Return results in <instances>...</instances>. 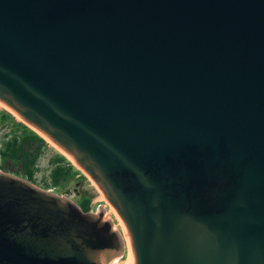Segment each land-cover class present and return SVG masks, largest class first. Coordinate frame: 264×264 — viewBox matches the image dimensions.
Returning a JSON list of instances; mask_svg holds the SVG:
<instances>
[{"label": "water", "instance_id": "obj_1", "mask_svg": "<svg viewBox=\"0 0 264 264\" xmlns=\"http://www.w3.org/2000/svg\"><path fill=\"white\" fill-rule=\"evenodd\" d=\"M0 103L134 264H264V0H0ZM97 197L0 172V264H128Z\"/></svg>", "mask_w": 264, "mask_h": 264}, {"label": "rangeland", "instance_id": "obj_2", "mask_svg": "<svg viewBox=\"0 0 264 264\" xmlns=\"http://www.w3.org/2000/svg\"><path fill=\"white\" fill-rule=\"evenodd\" d=\"M10 147H16L17 152L12 153ZM35 154L36 158L33 157ZM0 172L20 177L36 188L66 199L85 210L94 205V196L98 195L94 215L98 216L102 212L108 222L112 223L123 242L122 249L128 262L132 251L127 244L121 222L89 176L70 157L3 104L0 106Z\"/></svg>", "mask_w": 264, "mask_h": 264}, {"label": "bare ground", "instance_id": "obj_3", "mask_svg": "<svg viewBox=\"0 0 264 264\" xmlns=\"http://www.w3.org/2000/svg\"><path fill=\"white\" fill-rule=\"evenodd\" d=\"M12 112V111H11ZM13 113V112H12ZM14 115H16L15 113H13ZM17 116V115H16ZM23 121V120H22ZM23 122H25V121H23ZM26 123V122H25ZM27 124V123H26ZM28 125V124H27ZM31 127V126H30ZM32 128V127H31ZM33 129V128H32ZM34 130V129H33ZM35 131V130H34ZM37 132V131H36ZM38 133V132H37ZM41 135V134H40ZM99 215L101 216L100 217V223H101V227L103 228V230L104 231H107V229H108V218L104 215V213H99ZM112 231L114 232V233H116V234H118L117 232H116V230L114 229V227H112ZM119 235V234H118ZM127 244H128V246H129V248H130V245H129V242H128V240H127ZM131 250V249H130ZM128 264H134V260H133V256H132V252H131V254H130V258H129V260H128Z\"/></svg>", "mask_w": 264, "mask_h": 264}, {"label": "trees", "instance_id": "obj_4", "mask_svg": "<svg viewBox=\"0 0 264 264\" xmlns=\"http://www.w3.org/2000/svg\"><path fill=\"white\" fill-rule=\"evenodd\" d=\"M38 138H39V135H37L36 133H34ZM32 137V136H31ZM33 138V137H32ZM14 142H15V140H14ZM10 144V143H9ZM42 144V143H41ZM9 146V145H8ZM31 148H32V146H31ZM10 149H11V151H12V153H14V152H17V151H15V149H16V147H10ZM32 150V149H31ZM37 151H38V148H37V146H36V153H37ZM19 153H20V151H19ZM16 154H18V153H16ZM34 154V153H33ZM34 158H36L37 157V154H35L34 156H33ZM30 181V180H29ZM80 209L83 211V212H85L86 213V210L83 208V207H80Z\"/></svg>", "mask_w": 264, "mask_h": 264}]
</instances>
